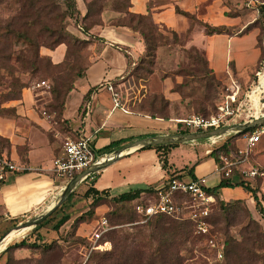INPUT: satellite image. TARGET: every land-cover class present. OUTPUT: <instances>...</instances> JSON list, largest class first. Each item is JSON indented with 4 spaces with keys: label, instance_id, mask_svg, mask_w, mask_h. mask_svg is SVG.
Segmentation results:
<instances>
[{
    "label": "rangeland",
    "instance_id": "374dc122",
    "mask_svg": "<svg viewBox=\"0 0 264 264\" xmlns=\"http://www.w3.org/2000/svg\"><path fill=\"white\" fill-rule=\"evenodd\" d=\"M221 1L226 7L227 16L241 20L242 27L229 28L232 34H242L248 27L250 30L255 27L262 28L264 0ZM76 2L79 11L87 4L94 3V16L83 24L88 27L94 22L100 25L101 21L97 14L102 5L105 9L103 14L107 11V16H110V11L122 10L127 6L125 0H76ZM66 10L67 0H0V115H11V111H5L1 106L18 99L16 92L21 85L34 87L45 81L46 85H42L43 88L50 92L58 90L61 93L59 96L53 95L57 103L53 102L47 108L49 114H55V119L60 118L68 88L73 85L78 74L84 71L92 57L89 46L74 43H69L68 59L60 66L53 65L48 57L42 55V50L48 49L46 46L55 40L51 38L50 30L63 26L62 23L54 21L53 17ZM122 21L127 22L128 19L124 18ZM71 23L74 24L75 20ZM158 31L162 37L158 38L159 47L155 59H147L146 52L141 54L137 61L130 63L129 75L124 80L126 85L116 90L121 95L129 91L134 111L166 120L187 119L198 115L218 116L221 114L220 108L226 104L227 97L236 91L233 88L235 82L241 91L237 96V103L233 104L234 115L229 118L231 122L229 125L244 124L264 116V70H262L264 33L260 37L262 64L249 70L248 80L243 81L232 72L231 66H229L231 74H227L223 79H218L212 74L205 53L188 44L190 34H184L176 41L167 27L159 26ZM199 32L196 34V43L206 49L210 42L206 41L204 33ZM26 37H31L35 43L32 45ZM219 44H223L222 40L215 42L216 46ZM31 61L34 62L33 67H29ZM151 61L153 65L148 64ZM261 76L263 80L260 81ZM167 79L171 81L172 92L177 94L176 100L166 99L161 93ZM202 109L206 111L203 112ZM181 128L180 125L179 129ZM247 135L235 140L231 150L236 151L238 146L244 147ZM227 136L219 139L220 141L213 146L209 139L189 142V146L190 148L195 146L196 150L198 147L203 152L206 147L212 149L221 146L227 141ZM74 137L64 136L59 144L60 149H63L67 138ZM193 153L189 152V155H184L182 159L184 161L194 159L196 155ZM251 163L258 167L261 173L256 179L245 182L256 188L262 200L264 136L251 155ZM88 187L89 185L84 182L77 188L72 207L68 209L76 214L59 233L50 230L49 226L61 218V213L57 214L52 223L45 225L48 227L40 229L45 241L38 243V247L5 252L10 244L19 243L24 239L29 240L32 245L38 236L36 233L38 229H35L37 227L11 239L0 249V264H98L106 254L114 251L112 238L116 235L137 237L136 241H133L134 244H149L153 249L158 246L151 238L155 225L137 227L126 217H121L126 215V212L115 203L107 202L96 208L93 215L88 213L91 201L83 198ZM114 194H117V191ZM246 195L245 199L230 201H223L219 195L217 204L212 207L210 213V234L201 235L196 229L194 231L191 226H186L189 227L191 237L180 251L182 264H264V218L258 213L252 195L248 192ZM262 203L264 207V202ZM222 204H227V207ZM104 217L114 229L106 233L100 243L107 241L110 244L105 250H93L95 243L92 238L100 229V222ZM163 225L169 226L166 223ZM16 226L12 222L5 231ZM4 233H0V238ZM133 243L131 241L130 245ZM46 245H52V248L46 250ZM218 252L223 254L222 258L218 257Z\"/></svg>",
    "mask_w": 264,
    "mask_h": 264
},
{
    "label": "crops",
    "instance_id": "0c3cea01",
    "mask_svg": "<svg viewBox=\"0 0 264 264\" xmlns=\"http://www.w3.org/2000/svg\"><path fill=\"white\" fill-rule=\"evenodd\" d=\"M130 2L131 12L146 15L149 9L153 21L158 26L167 27L179 37L187 34L191 23L188 18L176 13L177 7L197 15L200 21L215 27H242L240 18L227 16L226 7L221 0ZM86 13V7L80 8L82 18ZM106 13L108 12L102 14V24L94 25L87 31L72 23L67 27L68 32L79 40H93L88 47L92 57L83 77L76 80L74 89L66 96L59 119H55V114L48 113V105L56 100L52 93L40 84L25 88L21 99L1 106L3 110L11 111V115H0V136L9 140L11 145L8 157L12 162L27 168L24 173L9 174L0 188V233L5 232L2 238L13 230L5 231L12 222L16 225L46 212L57 202L70 182L59 179L53 171L54 159L63 153L59 144L64 136H75L74 139L90 137L96 156H103L98 159L101 161L134 141L179 134L180 129L175 121L177 119L153 118L134 111L129 91L123 92L122 95L116 91L126 85L124 80L129 75L130 63L137 61L145 48L137 32L128 27L112 25L111 21L119 16L118 13L110 11V16ZM199 31L205 34L201 26L192 28L188 44L205 53L209 66L218 79L231 74L229 66L233 64L235 75L247 81L250 76L248 71L261 63L262 29L255 27L245 35L205 34L206 41L210 42L206 49L196 43V34ZM217 40H222L223 44L216 46ZM41 53L54 65H59L66 60L68 46L62 44L55 50L43 49ZM110 85L119 95V105H116L114 94L108 89ZM164 86L161 93L166 99L176 100L177 94L172 92L171 81L167 79ZM91 90L93 93L84 101ZM209 140L212 146L215 145L213 139ZM111 145L112 152L103 155L102 152ZM189 145L188 142L171 149L169 171L162 168L156 150H139L92 174L90 179L86 178L88 181L85 184L99 191L108 190L114 197L134 190L158 188L165 184L174 172H180L184 179L190 180L192 177L189 170L193 168L196 180L205 179L210 189L218 187L223 178L216 172L217 162L210 156L214 148L206 147L201 152L197 146L196 150L195 146L190 148ZM22 151L25 159L22 158ZM189 152H194L196 157L184 161L182 158L189 155ZM4 158H7L6 154ZM230 181L235 184L239 183L240 179L235 176ZM116 191L117 194H114ZM217 195H221L219 198L223 201L245 199L247 196L241 187L223 188L218 190Z\"/></svg>",
    "mask_w": 264,
    "mask_h": 264
},
{
    "label": "trees",
    "instance_id": "16d2710c",
    "mask_svg": "<svg viewBox=\"0 0 264 264\" xmlns=\"http://www.w3.org/2000/svg\"><path fill=\"white\" fill-rule=\"evenodd\" d=\"M41 1V0H40ZM127 1V6L125 8L121 9H116L113 10L114 12L118 13V17L114 18L111 23L112 25L115 26H123V27H128L135 32L139 34L140 41L144 45V52L147 54V59H155L156 56V51L159 47V37H162V35L159 33L158 29L159 26L153 21L152 15L150 10L148 9V14L142 15V14H135L130 11L131 6V0H125ZM87 13L86 15L82 18L80 11L77 8V2L76 0H67V10L63 12L62 14H57L56 16L53 17V20L62 23L63 26L61 25L58 29H51V38L55 39L53 43L48 44L46 46L49 50H55L58 46L62 44H66L68 46V53L66 56V60L62 63L64 64L69 56V51H70V44L69 43H74V44H86L89 46L92 41H82L70 34L67 30L68 25L75 20V25H80L85 31L93 27L94 25H99L98 22H94L91 24L90 27L88 26H83L84 23L89 21L93 16H94V3L87 4ZM104 6L102 5L100 9L98 10L99 19L101 21L100 24H102V14L104 12ZM176 13L185 16L190 20L191 23V29L187 32L189 35L192 31V28L196 25H199L204 28L205 34L208 36H215V35H234L230 32V29L225 26H220V27H215L212 26L206 22L200 21L197 18V15H193L188 12H184L180 10L178 7L176 8ZM262 13L264 15V9L262 10ZM124 18H127V22H123L122 20ZM263 25H262V34L264 33V17H263ZM79 21L81 23H79ZM171 31V30H170ZM250 31V28L248 27L245 31L242 32L240 35H245ZM173 37L176 41L181 39L179 35L176 32H173ZM264 38V37H263ZM27 41L30 42L32 45L35 43V40L32 39L31 37H26ZM262 49V47H260ZM264 49V46H263ZM126 58L128 57L127 54H125ZM50 60V59H49ZM51 61V60H50ZM207 64L208 61L206 60ZM262 62V60H261ZM52 63V61H51ZM53 64V63H52ZM55 65V66H60ZM149 65H153V61L148 63ZM262 64V63H260ZM259 64V65H260ZM54 65V64H53ZM88 65V64H87ZM86 65V67H87ZM258 65V66H259ZM34 62L31 61L29 64V67H33ZM257 66V67H258ZM86 67L84 71L80 74H78L77 79H80L83 77L84 72L86 70ZM231 70L235 74L234 66L231 64ZM263 70V69H262ZM212 74L214 72L211 70ZM150 73V72H149ZM74 81V83L76 82ZM14 82V81H13ZM74 83L73 85L68 88L66 95L64 96V100L68 93H70L74 89ZM25 88H28L25 84L21 85L19 87V90L16 92V95L18 96L17 100L21 99L22 97V92ZM95 90V89H94ZM52 95H61V93L58 90H52ZM93 93V90L89 92L87 96H85L84 101H87L89 99L90 95ZM203 112H205V109H202ZM152 117V116H151ZM210 117V116H206ZM154 118V117H153ZM165 119V118H164ZM231 126V125H230ZM257 128H252L250 130H247L245 132L241 133H236V134H230L227 136V141L222 144L221 146H218L217 148H214L213 151L211 152L210 156L214 158V160L219 163V157L221 154H228L232 146H234V141L238 140L240 137L251 134L253 133ZM191 132L189 131H184L180 130L179 134H189ZM197 133V132H196ZM179 144H169V145H160V146H155V147H149L145 148L142 150H156L157 153L159 154V159L160 163L162 165V168L165 171L170 170V164H169V153L171 149L178 147ZM11 145L9 140L3 138L0 136V158H4V155H7L6 159H9L8 154L10 151ZM27 151V149H26ZM112 152V145L106 148L102 154H110ZM22 158H24V155L22 153ZM98 159H102L103 156H98ZM193 168L189 170V173L191 174L192 180H196L195 175L193 173ZM170 173V172H169ZM173 178H183L182 175H180V172H174L170 174L169 179L171 180ZM90 179V177L88 178ZM86 179L84 182L88 181ZM167 180V181H168ZM166 181V182H167ZM83 182V183H84ZM165 182V183H166ZM241 187L245 192H248L249 194L252 195L254 200L256 201V209L258 210V213L264 218V207L263 203L264 202V196L262 200H260L258 196V192L256 188L253 186L249 185L245 181H241L239 183H232L229 179H223L222 182L218 187L211 188L210 192L218 198L217 192L220 189L223 188H237ZM157 193V188L151 187L146 190H134L130 191L127 193H123L119 196H114L112 197L110 192L108 190L104 191H99L95 187H89L84 195L83 198L91 201L89 205V212L90 214L93 215L95 212L96 208L99 206L106 204L107 202L115 203L117 204L121 209H124L126 212V215L121 216V217H126L130 223L136 224L137 227L142 226V227H150L155 225L154 227V232L151 236L153 241H156L158 243V246L156 248L150 247L149 244L144 245V244H134L133 241H136V238H131V236H126V237H120L116 235V237H113V243H114V251L112 253H108L105 255V257L98 263V264H182L180 260H182L180 251L181 249L189 242L190 237H191V232H189V227L191 226L193 230L195 231V224L189 220H174L169 217H158L154 218L150 221H148L145 224H137V222L140 221V217L138 216L136 212V205L137 204H143L145 203L148 199L155 198ZM76 195V190L75 192L71 195L69 200L62 206L60 209L50 218H48L43 224L38 226L35 229L37 230L38 236L36 237V241L31 245L29 240L24 239L19 243L15 244H10L5 252L7 251H18L21 249L25 248H31V247H38L40 242L45 241V236L40 234V229H44L48 226H45L46 224L52 223L53 219L57 216V214L61 213L62 216L59 220L56 221L52 226H49L50 230L53 232L59 233L62 227H64L74 216L75 212L74 211H69L72 206V201L73 198ZM224 207H227V204H222ZM82 217V216H81ZM80 217V218H81ZM79 218V219H80ZM82 219V218H81ZM169 224V226H165L163 224ZM17 225V224H16ZM15 225V226H16ZM189 226V227H186ZM191 230V231H193ZM132 241L133 245H130V242ZM52 245H46V250L51 249ZM150 248V249H149Z\"/></svg>",
    "mask_w": 264,
    "mask_h": 264
},
{
    "label": "built area",
    "instance_id": "2783aa9c",
    "mask_svg": "<svg viewBox=\"0 0 264 264\" xmlns=\"http://www.w3.org/2000/svg\"><path fill=\"white\" fill-rule=\"evenodd\" d=\"M42 85H46V82H42L40 86ZM233 88L236 91L232 96L227 97L226 104L220 108V115L210 117L198 115L187 119H177L175 120L177 125L182 126L181 130L191 133L209 132L230 126L229 118L234 115L232 107L234 103H237V96L241 91L240 86L235 82ZM108 89L113 92L116 105H119V95L111 85ZM256 128L251 135L246 136L244 147L238 146L236 151L231 150L228 154L220 155L216 172L220 173L223 179L231 180L237 176L241 182L260 176V169L251 163V155L264 136V124ZM218 139L221 138H214L213 143L217 144ZM97 162L99 160L94 152L90 137L67 138L63 145V153L54 159L53 171L59 179L69 182ZM26 171V167L20 166L10 159L0 158V188L6 182L9 174ZM216 204L217 198L210 192L205 179L173 178L157 188L155 198L136 205L135 209L140 217L137 224H145L154 218L165 216L177 220H189L195 224L198 234L207 235L210 234L211 229L209 222L211 209ZM100 225V229L92 238L95 243L93 250H105L110 244L107 241L101 244L100 241L106 233L114 228L110 227L109 221L105 217ZM218 257L222 258L223 254L218 252Z\"/></svg>",
    "mask_w": 264,
    "mask_h": 264
},
{
    "label": "water",
    "instance_id": "95a60500",
    "mask_svg": "<svg viewBox=\"0 0 264 264\" xmlns=\"http://www.w3.org/2000/svg\"><path fill=\"white\" fill-rule=\"evenodd\" d=\"M263 46H264V38H263ZM263 124H264V117L255 118L254 120L250 122H246L244 124H235L231 126H226L220 129L209 131V132L175 134V135H166V136H153V137H148V138L134 141L120 148L119 150H117L113 156L95 163L88 170H86L80 175H77L67 184V186L64 188L63 192L61 193L59 199L53 206H51L43 214L19 224L14 229L16 230L33 229L35 227L40 226L44 221H46L50 216H52L71 197L74 190L86 178H88L92 174H96L100 172L101 170L112 165L119 159L127 155H130L134 152H137L145 148L155 147V146H160V145L184 144V143L197 141V140L223 138L230 134L245 132L252 128L259 127ZM7 236L0 240V244L7 238Z\"/></svg>",
    "mask_w": 264,
    "mask_h": 264
},
{
    "label": "bare ground",
    "instance_id": "6f19581e",
    "mask_svg": "<svg viewBox=\"0 0 264 264\" xmlns=\"http://www.w3.org/2000/svg\"><path fill=\"white\" fill-rule=\"evenodd\" d=\"M261 80H263V78H261ZM27 230L29 229H24V230L13 229L12 232L8 233L7 238L0 244V249H2L5 245H7L11 241V239H13L16 235H19V234L22 235Z\"/></svg>",
    "mask_w": 264,
    "mask_h": 264
}]
</instances>
